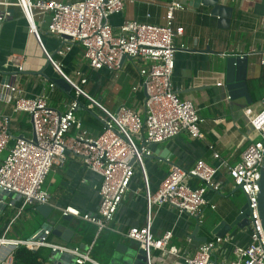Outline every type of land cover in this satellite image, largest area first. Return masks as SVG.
Returning <instances> with one entry per match:
<instances>
[{
	"label": "crops",
	"instance_id": "1",
	"mask_svg": "<svg viewBox=\"0 0 264 264\" xmlns=\"http://www.w3.org/2000/svg\"><path fill=\"white\" fill-rule=\"evenodd\" d=\"M172 1L129 0L122 13L110 17V23L115 31L128 20L165 25L167 8ZM176 1L184 9L175 11L174 24L183 27L184 31L175 36L176 65L172 82L179 97L191 101L198 109L202 119L199 125L201 138H193L183 132L175 138L151 145L153 154L145 157L148 186L138 169L112 223L119 232L105 230L98 236L95 225L70 214L67 217L71 221L66 222L67 227L73 230L70 243L51 230L49 241L85 250L90 247V255L97 264H124L122 253L116 250L117 244L131 247L134 242L121 232L146 225L149 215L155 236L160 237L173 229L171 246L177 247L184 256H192L204 243L199 239L207 237L210 241L214 237L212 230L223 221L232 223L246 203V195L242 190H236L238 186L228 175L227 167L238 163L246 147L259 138L252 119L262 110L264 97V66L260 63L264 52V0H222L233 7L230 25L226 27L219 22V16L212 14V6L195 5L194 0ZM17 2L0 0V15L8 13L0 21V93L1 83L9 75V80L18 84L28 96L49 93V104L65 112L76 93L73 88L70 90L56 83L55 79L61 78V73L47 57L48 53L73 80L79 81L76 72L82 71L88 78V82L82 84L84 89L105 108L116 110L124 104L143 117L146 115L147 95L139 73L143 63L127 59L117 71L94 70L85 59L82 43L66 42L61 36L50 34L46 25L39 26V44ZM239 54L249 55L247 86L251 103L243 96L231 99L226 87V60L228 56ZM50 83L55 84L53 89ZM79 100L83 107L76 112V117L82 127H74L68 136L82 129L95 136L101 134L104 130L101 110L84 97H79ZM0 114L11 117L15 137L33 135L29 114L16 112L10 97L0 98ZM137 143L140 144L141 140L137 139ZM199 159L214 166L224 164L216 176L221 189L207 192L208 203L199 213L204 222L197 232L201 238L194 239L191 237L197 226L194 216L181 214L169 204L153 206L150 212L146 195L148 190L155 192L159 188L173 166L192 168ZM101 183V175L89 169L81 156L69 153L64 164L53 165L43 187L51 197L48 205L59 216L64 215L62 209L67 207L95 214L101 202ZM37 206L17 201L14 206L3 207L0 211V237L29 239L40 229L48 228L47 219ZM227 235L232 242L215 250L219 260L224 256L232 258L235 244L250 241L248 227H236ZM9 249L1 247L0 251L5 253ZM45 250L47 254L51 253L48 248ZM151 264L185 263L181 257L154 250Z\"/></svg>",
	"mask_w": 264,
	"mask_h": 264
},
{
	"label": "built area",
	"instance_id": "2",
	"mask_svg": "<svg viewBox=\"0 0 264 264\" xmlns=\"http://www.w3.org/2000/svg\"><path fill=\"white\" fill-rule=\"evenodd\" d=\"M128 1L18 0L17 4L28 20L30 32L39 44V26L46 25L50 34L61 36L66 42L82 43L85 59L94 70L117 71L122 67L124 55L143 63L139 73L147 95L146 115L143 117L124 104L116 110L105 108L82 86L88 82L82 71L76 72L79 81H75L46 53L61 76L75 90L76 98L65 112H61L49 104V93L31 97L13 81L1 83L0 98L10 97L16 112L29 114L33 135L15 137L11 129V117L0 114V211L7 205L14 206L17 201L49 204L51 197L43 187L45 180L53 165L64 164L70 153L81 156L89 169L101 175V202L95 214L83 213L73 207L62 209L63 214L95 225L98 236L105 230L119 232L112 223L138 169L148 186L145 157L153 154L151 145L175 138L183 132L193 138H201L199 125L202 119L198 109L191 101L179 97L172 82L176 65L175 36L184 31L183 27L174 24L175 11L184 9V6L176 0L170 2L165 25L128 20L115 31L110 17L122 13ZM7 14L0 15V21ZM64 35L70 39L64 38ZM260 63L264 66V52ZM54 87L55 84L50 83V88ZM79 97L86 98L101 110L104 124L101 134L95 136L82 129L68 136L74 127H82L76 117V112L83 107ZM252 126L259 134L258 140L246 147L238 163L227 167L233 183L241 186L249 200L250 241L247 244H235L230 259L224 256V259L219 260L215 254V250L223 244L232 242L228 235L214 236L201 244L194 255L184 256L177 247L171 246L173 229L160 237L153 234L149 215L146 225L121 232L137 241L146 251L148 264H151L154 250L181 257L185 264H264V227L258 203L259 180L264 164V97L262 110L252 119ZM137 139L141 140L140 144ZM13 140L15 142L11 144ZM215 156L219 157L218 154ZM223 164L214 166L199 159L192 168L173 166L155 192L147 191L149 211H152L153 206L169 204L181 214H199L208 203L207 192L221 189L216 176ZM51 233L50 228H42L29 239L0 237V248H10L5 253L0 251V264H14V254L22 246L32 250L48 248L51 251L48 258L50 264L95 262L90 255V247L85 250L79 246L53 243L49 241ZM64 254L71 259L65 261L62 258Z\"/></svg>",
	"mask_w": 264,
	"mask_h": 264
},
{
	"label": "water",
	"instance_id": "3",
	"mask_svg": "<svg viewBox=\"0 0 264 264\" xmlns=\"http://www.w3.org/2000/svg\"><path fill=\"white\" fill-rule=\"evenodd\" d=\"M195 5L208 4L213 7L212 14L219 16V22L223 27L229 26L232 16H233V7L225 4L222 0H194ZM64 38L70 39L68 36H63ZM132 59L131 57L124 55L121 60V65L127 60ZM227 67V75H226V87L229 92L230 98L235 99L238 97H246L248 102L251 103L252 99L250 96L249 88L247 86V68L249 63V55H231L228 56L226 60ZM9 75L4 77L2 83H9ZM56 83L60 86L66 87L68 89H72V86L69 82L65 80L61 76L59 79H55ZM35 138V136H34ZM236 190H241V186H238ZM9 195H12L11 193ZM258 203H259V214L264 227V164L261 168V177L259 180V194H258ZM37 210L47 219V227L51 228L54 235L62 237L67 243L71 241V232L73 230L67 227L66 222H70L71 218L67 217V215L59 216L52 207L48 204H40L37 206ZM190 215V214H189ZM250 216L251 209L248 197L246 196V203L241 209L240 214L232 223H227L223 221L219 223L213 230L212 234L218 237L226 236L230 231H232L236 227L246 228L250 225ZM197 226L191 237L194 239H198L201 237L197 236V232L199 231L200 226L204 224L201 219V214L194 215ZM132 240V239H131ZM202 240L204 243L208 241L207 237H203ZM134 242L133 246H125L122 243L117 244L116 250L122 253L124 264H148L149 260L146 255V251L140 247V244L132 240ZM62 258L65 261H69L71 257L69 255H62ZM151 262V261H150Z\"/></svg>",
	"mask_w": 264,
	"mask_h": 264
},
{
	"label": "trees",
	"instance_id": "4",
	"mask_svg": "<svg viewBox=\"0 0 264 264\" xmlns=\"http://www.w3.org/2000/svg\"><path fill=\"white\" fill-rule=\"evenodd\" d=\"M45 251L44 247L32 250L22 246L14 254V264H50L48 263L49 253L47 254Z\"/></svg>",
	"mask_w": 264,
	"mask_h": 264
},
{
	"label": "rangeland",
	"instance_id": "5",
	"mask_svg": "<svg viewBox=\"0 0 264 264\" xmlns=\"http://www.w3.org/2000/svg\"><path fill=\"white\" fill-rule=\"evenodd\" d=\"M83 86V85H82ZM84 87V86H83Z\"/></svg>",
	"mask_w": 264,
	"mask_h": 264
}]
</instances>
